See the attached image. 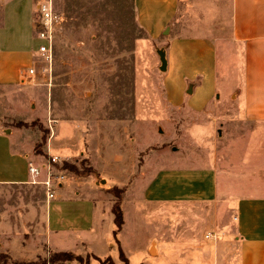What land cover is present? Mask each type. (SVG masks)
<instances>
[{
  "label": "crops",
  "instance_id": "0c3cea01",
  "mask_svg": "<svg viewBox=\"0 0 264 264\" xmlns=\"http://www.w3.org/2000/svg\"><path fill=\"white\" fill-rule=\"evenodd\" d=\"M133 2L136 22L147 35L140 43L147 47L157 44L154 60L161 58L160 67H164L166 103L204 120L197 125L202 138L193 137L192 143L201 142L207 149L194 146L184 153L174 148L165 161L153 154L149 156L151 162L147 158L140 165L139 156L145 145L140 148L137 144L138 131L132 142L123 133L124 145L132 147V166L115 179L95 163V153L104 154L102 140L114 120L101 119L89 131L75 120H58L45 152L66 159L84 154L94 171L85 177L69 178L47 204L48 209L54 201L60 203L58 207L74 205L72 215L60 210L55 222L51 212L47 215L43 211L41 222L33 229L42 231L47 241L57 236L66 244L65 237H73L77 251H70L69 247L60 251L101 258L113 252L112 259L120 264V249L127 257L125 237L129 229L138 231L149 215L168 209L174 218V235L171 237L169 230L168 235L153 238L148 244L150 252L152 247L156 250L153 256L174 247V257L187 264H264V183L255 182V173L262 172V164L253 163V159L222 163L217 152L220 137L214 139L213 122L222 123L221 117L239 124L264 122V0H192V5L189 0ZM186 11L191 16L188 29L183 28L187 33L172 35L180 13ZM162 36L166 44L158 41ZM35 38L34 0H0L1 86L26 84L22 83L21 71L33 66L38 57L33 47ZM12 132L0 129V185L26 183L30 178L29 161L38 162L32 151L15 145ZM218 133L221 135L222 128H218ZM114 157L121 161L124 154L118 151ZM113 186L124 188V224L118 232L119 244L114 238L115 196L109 192ZM214 204L216 211L210 216L207 208ZM177 207H185L184 233L188 232L184 242L178 244ZM168 222L171 228L172 220L168 218ZM14 226L29 228L13 219L0 220V254L9 255V261L0 264L31 262L18 254L28 252L30 239L35 235L14 238ZM209 234L214 235L207 237ZM116 247L120 259L114 256ZM96 262L101 263L92 257L90 264ZM66 264L80 263L74 260Z\"/></svg>",
  "mask_w": 264,
  "mask_h": 264
},
{
  "label": "rangeland",
  "instance_id": "374dc122",
  "mask_svg": "<svg viewBox=\"0 0 264 264\" xmlns=\"http://www.w3.org/2000/svg\"><path fill=\"white\" fill-rule=\"evenodd\" d=\"M58 1L64 8L66 20L64 30L57 39L53 62L35 57L33 64L37 74L29 78L25 85H0V129L9 133L14 130L15 145L32 151L33 159L43 162L50 155L45 148L56 121L75 120L83 125V130L89 131L101 119H113L102 140L104 154L97 151L95 163L106 175L115 179L132 166V147L124 145L125 134L131 141L138 131L140 140L137 144L140 148L145 145L139 156L140 165L147 158L151 162L153 154L160 161H165L174 148L185 153L188 148L197 146L206 151V145H201V142L193 144V137L202 138L203 132L197 125L204 120L190 111L171 108L165 101L164 67H160L161 58L157 62L154 60L153 50L157 44L147 47L140 43L147 35L136 22L133 0ZM189 1L192 5V0ZM179 17L171 29L172 35L187 33L183 28L189 27L190 12L180 13ZM164 39L162 36L158 41ZM40 43L35 38L34 49H38ZM163 43L166 44V40ZM216 121L213 120L216 124L214 139L220 137L218 159L225 165L231 161L244 163L247 159H253L257 165L262 164V172L255 173V182L263 185L264 122L243 121L239 124L229 117H221L222 123ZM218 128H222L221 135H218ZM2 143L0 139V145ZM39 143L41 145L36 147ZM118 151L124 154L121 161H116L114 157ZM67 162L76 164L80 170L91 168L94 171L84 154L67 159ZM86 174L78 175L69 170L70 179L85 177ZM59 204L54 201L48 209L45 193L37 186L27 183L0 185V220L13 219L21 226L23 223L29 225L24 229L14 226V238L35 235L30 239L28 252L18 254L19 257L41 264L51 253L63 247L77 251L73 237H65L66 244L63 238L57 236L47 241L42 231L33 229L41 222L40 213L43 211L46 214L51 212L55 222L61 215L60 210L73 214L71 206L74 205L62 204L63 209L58 207ZM184 208L177 207L176 244L184 242V236H188L187 231L184 233ZM207 209L211 216L216 206L209 205ZM171 214L168 209H161V214L145 218L138 231L129 229L125 237L129 264H187L184 259L174 257V247H169L159 256H153L156 253L154 247L151 252L148 248L153 238L168 235L169 230L171 237L174 235ZM168 218L172 220L171 228ZM113 251L116 253L114 256L120 259L117 247ZM111 253L108 256L112 257ZM1 254L2 258L9 256ZM120 264L125 263L120 259Z\"/></svg>",
  "mask_w": 264,
  "mask_h": 264
},
{
  "label": "built area",
  "instance_id": "2783aa9c",
  "mask_svg": "<svg viewBox=\"0 0 264 264\" xmlns=\"http://www.w3.org/2000/svg\"><path fill=\"white\" fill-rule=\"evenodd\" d=\"M66 14L58 0H34V34L41 41L37 49L39 58L52 63L56 53L57 39L64 30ZM37 74L36 66L21 71L22 83ZM66 158L50 154L43 162L29 161L27 184L40 187L46 203L56 198L59 190L69 179V169L64 167ZM214 234H209L213 236Z\"/></svg>",
  "mask_w": 264,
  "mask_h": 264
},
{
  "label": "trees",
  "instance_id": "16d2710c",
  "mask_svg": "<svg viewBox=\"0 0 264 264\" xmlns=\"http://www.w3.org/2000/svg\"><path fill=\"white\" fill-rule=\"evenodd\" d=\"M133 5H134V2H133ZM142 31L146 34L144 29H142ZM40 145L41 144L39 143V144H37L36 147H39ZM64 167L68 168L70 171H72L78 175H81V174L83 175V173H87L86 175H89L93 171L91 168H89L87 171L80 170L79 167L76 166V164H73V163H70L67 161L65 162ZM109 192H111L115 196L113 213L115 216L114 222L116 225V229L114 230V238H115L116 242L119 244L118 232L122 229V226L124 224V214H123V210L121 207V200L123 197L124 189L120 188L118 186H113L109 189ZM2 257H3L2 254H0V263H7L9 261L8 256H6L5 258H2ZM92 257L95 259H98L102 264H116L111 256H108L106 258H101V257L96 256V255L83 256V255H78V254H75V253L69 252V251L53 252L46 259H44V261L41 264H66V263H68L70 261H74V260L78 261L80 264H90ZM120 257H121V260L125 264H129L128 258L125 256L122 249H120ZM85 258H86V260H85ZM15 263L16 264H38L36 261H31L28 263H21V262H15Z\"/></svg>",
  "mask_w": 264,
  "mask_h": 264
}]
</instances>
